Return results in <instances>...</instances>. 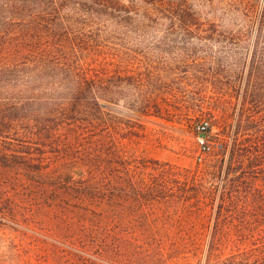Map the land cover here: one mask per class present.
I'll return each mask as SVG.
<instances>
[{"label":"trees","instance_id":"trees-1","mask_svg":"<svg viewBox=\"0 0 264 264\" xmlns=\"http://www.w3.org/2000/svg\"><path fill=\"white\" fill-rule=\"evenodd\" d=\"M160 2L0 0V264H264V1L252 21L258 85L200 171L153 161L144 180L122 144L141 125L110 113L125 78L76 54L92 39L76 23L153 20ZM154 97L129 110L160 117Z\"/></svg>","mask_w":264,"mask_h":264},{"label":"rangeland","instance_id":"rangeland-1","mask_svg":"<svg viewBox=\"0 0 264 264\" xmlns=\"http://www.w3.org/2000/svg\"><path fill=\"white\" fill-rule=\"evenodd\" d=\"M160 1L153 20L131 12L129 20L115 13L76 23V32L81 29L92 37L85 50L76 52L81 63L109 77L125 78L122 98L110 105V113L128 126L141 125L135 128L141 137L125 138L122 144L146 181L157 175L153 161L203 169L212 151L231 134L224 124L234 123L244 90L249 103L258 85L249 77L252 21L264 0ZM182 13H188L186 20L178 18ZM131 76L140 79V97L133 93L134 81L126 78ZM149 90L161 107L160 117L129 110ZM205 123L208 133L203 138L209 150L202 154L197 129ZM126 126L123 132L131 129Z\"/></svg>","mask_w":264,"mask_h":264},{"label":"built area","instance_id":"built-area-1","mask_svg":"<svg viewBox=\"0 0 264 264\" xmlns=\"http://www.w3.org/2000/svg\"><path fill=\"white\" fill-rule=\"evenodd\" d=\"M206 124V123H205ZM198 134L201 135L197 138V141H198V147L200 149V152L202 154H205L208 150H209V147L207 146L204 138H203V135H205L206 131H207V124L206 125H200L198 126Z\"/></svg>","mask_w":264,"mask_h":264}]
</instances>
